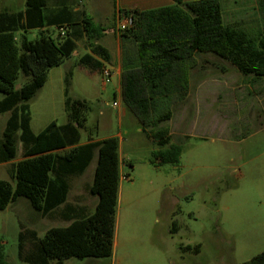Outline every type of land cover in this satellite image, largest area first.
I'll list each match as a JSON object with an SVG mask.
<instances>
[{
  "label": "rangeland",
  "instance_id": "374dc122",
  "mask_svg": "<svg viewBox=\"0 0 264 264\" xmlns=\"http://www.w3.org/2000/svg\"><path fill=\"white\" fill-rule=\"evenodd\" d=\"M102 1L104 9L95 18L114 31L101 43L110 40V47L117 48L114 40L120 31L113 17V0ZM252 6L253 0H238L236 5L249 11ZM25 8L26 0H0V11ZM224 11L226 23L237 21L228 7ZM243 21L252 28L259 18L250 16ZM46 34L57 39L59 30L49 27ZM24 35L37 40L41 30L16 31L19 46ZM86 51L85 42L79 41L75 54L50 69L44 86L28 101L34 134L51 121L59 125L68 121L69 97L88 104L85 126L80 128L82 142L89 136L119 139L121 178L113 253L108 257L72 256L64 264H240L263 251L264 76L242 74L213 53L201 55L193 95L176 108L173 119L162 123L173 131V142L182 144L180 162L157 166L150 158L160 146L126 108L116 78L104 82L101 70L89 73L90 67L80 63ZM27 79L21 72L15 88ZM6 97L0 91V103ZM10 115V111H0V138ZM18 146L16 158L0 163V179L13 186L15 163L23 158L21 141ZM96 162L97 157L82 175L71 179L68 197L70 203L85 205L89 211L98 201L89 190ZM68 223L63 208L44 216L20 197L0 210V245L11 264H31L19 256L20 232L35 230L43 237L49 228ZM31 246L29 241L27 249Z\"/></svg>",
  "mask_w": 264,
  "mask_h": 264
},
{
  "label": "trees",
  "instance_id": "16d2710c",
  "mask_svg": "<svg viewBox=\"0 0 264 264\" xmlns=\"http://www.w3.org/2000/svg\"><path fill=\"white\" fill-rule=\"evenodd\" d=\"M256 2L259 23L252 28L244 21L226 23L221 0H188L127 11L133 24L120 31L121 96L143 132L160 146L152 152L151 163L159 166L180 162L182 144L172 141L170 127L162 123L171 120L178 105L186 101L200 54L214 53L242 74L264 76V0ZM75 6L26 0L23 11H0V91L7 94L0 111L11 112L0 138V163L16 158L19 141L23 146V158L15 163V186L0 179V210L25 197L42 215L63 208L69 220L67 225L49 228L43 237L35 230L20 232L19 256L31 264H51L53 260L64 264L72 256L108 257L114 249L121 178L119 139L110 136L96 140L89 136L83 143L80 128L85 126L88 104L69 97L65 124L51 121L37 134L30 128L28 101L44 86L49 70L77 51L79 41H84L87 49L79 61L91 71L101 70L111 61V52L101 43L108 27ZM49 27L59 30L57 39L47 36ZM30 29H40L41 38L29 40L24 35L19 46L15 32ZM21 72L28 79L16 89ZM95 157L89 190L98 201L89 211L77 208L68 197L71 179L82 175ZM29 241L32 246L27 249ZM0 264H11L1 245ZM240 264H264V250Z\"/></svg>",
  "mask_w": 264,
  "mask_h": 264
},
{
  "label": "crops",
  "instance_id": "0c3cea01",
  "mask_svg": "<svg viewBox=\"0 0 264 264\" xmlns=\"http://www.w3.org/2000/svg\"><path fill=\"white\" fill-rule=\"evenodd\" d=\"M185 1H188V0H113V6H114L113 7V17H115V19L117 21L120 13H123L125 11H130L134 8L150 9V8H156V7H160V6L176 4V3H183ZM64 2L76 3L75 9L84 8L94 18V20L96 22H97V20L95 18V15H98L99 12L104 9V1H102V0H87L86 3H84L83 0H49V3L53 6L60 4V3H64ZM221 2H222V6H223L224 21H225V14H226V11H224V8L226 9L227 7L229 8L230 13H232L234 19L237 21H239V20L243 21L246 18H249L250 16H255V17L259 16L256 0H253V6L251 8V9H253V11H249V8L248 9L247 8L241 9V8L236 7V5H238V0H221ZM109 31L113 32L114 29L113 28L107 29L104 36H106ZM103 37H102V39H103ZM114 42L116 43L117 48L112 49L110 47V40L107 41L108 44H103V45L106 46L109 49V51L111 52V56H112L111 61L106 62V65L110 66L113 69V77L116 78V80H117L118 91L120 93V97L122 100V96H121L122 49H121L120 37L117 38L116 40H114ZM204 54H212V53H202L198 57H200L201 55H204ZM213 55H215V54L213 53ZM198 65L194 68V70L192 72L191 80H190V91H189V95H188L186 101L189 100V98H191V96L193 95V85H194V79H195L194 75H195V71L198 68ZM96 71L97 70H95V71L89 70V73H93ZM186 101L184 103H181L180 105H178V107L181 106L182 104H185ZM176 111L177 110L175 109V112ZM175 112H174V114H175ZM173 118H174V116H173ZM171 134L173 137V131L172 130H171ZM173 139H172V141H173ZM85 142H83V143H85ZM73 205L77 206V208H81V207L85 208L86 207L85 205H82L80 203H76Z\"/></svg>",
  "mask_w": 264,
  "mask_h": 264
},
{
  "label": "built area",
  "instance_id": "2783aa9c",
  "mask_svg": "<svg viewBox=\"0 0 264 264\" xmlns=\"http://www.w3.org/2000/svg\"><path fill=\"white\" fill-rule=\"evenodd\" d=\"M133 24V17L130 13H128L127 11L120 13V15L118 16L117 19V29L118 31L121 30H125L129 27H131ZM62 35L65 33V29L61 30ZM101 73L103 75L104 78V82H108L111 80V77L113 76V69L108 66L105 65L102 69H101ZM118 103L115 102V105H117ZM123 178H127V176H123Z\"/></svg>",
  "mask_w": 264,
  "mask_h": 264
}]
</instances>
